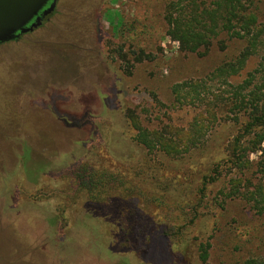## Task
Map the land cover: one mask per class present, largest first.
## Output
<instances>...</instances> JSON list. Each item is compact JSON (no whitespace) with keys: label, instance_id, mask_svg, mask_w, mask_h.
<instances>
[{"label":"rangeland","instance_id":"obj_1","mask_svg":"<svg viewBox=\"0 0 264 264\" xmlns=\"http://www.w3.org/2000/svg\"><path fill=\"white\" fill-rule=\"evenodd\" d=\"M169 2L62 0L63 19L32 35L53 47H0V264L264 260V218L225 196L232 176L241 193L264 186V151L245 173L228 169L248 122L232 93L259 59L229 76L247 43L225 32L208 50L182 51L167 34ZM182 83L206 85L203 101H179ZM130 116L185 139L195 125L198 146L181 158L149 151Z\"/></svg>","mask_w":264,"mask_h":264},{"label":"trees","instance_id":"obj_2","mask_svg":"<svg viewBox=\"0 0 264 264\" xmlns=\"http://www.w3.org/2000/svg\"><path fill=\"white\" fill-rule=\"evenodd\" d=\"M260 2L262 1L170 0L165 12V22L168 26L167 34L172 41L179 44L182 51L208 50L213 40L222 32L227 33L231 39L245 41L247 43L246 48L236 63L230 66L229 76L239 74L250 58L259 59L257 69L249 75V79L243 85L237 88L235 93H232V112L237 114L246 111L248 113V122L245 129L238 135L232 145V158L228 163V169L232 172L237 170L240 173H245L252 165V155L264 151V131L258 132V129L264 128V18L261 19L257 12ZM61 3L62 0H57L55 10L46 16L42 24L32 32L1 46L16 45L26 38V44L30 41L34 47H40L44 44H48V49L53 47L54 42L49 43L46 42L47 40L43 42L39 37L34 38L32 35L44 29L55 18L58 17L59 21L63 19L61 12L64 11L60 7ZM218 72L220 73L222 70ZM206 89V85L202 87L198 84L182 83L174 86L173 93L179 101L182 100V96H185V98L192 97L195 101H203L204 96L200 91ZM246 91L249 93H245ZM136 119L134 116H130L129 120L132 127L140 132L137 141L149 151L159 149L169 157L181 158L198 146L200 135H197L199 130H196L195 125L192 129L193 132L188 134V138L185 139L180 135L175 136L172 132H156L153 134L147 132L140 127L139 121ZM222 169L221 165L217 166L213 171L214 176L219 177L222 174ZM242 186L243 178L232 176L225 194L226 198L244 197L251 209L259 217L264 218V186L253 192L241 193ZM95 246L99 250L96 249V251L102 257L107 255L100 241L96 240ZM200 253L201 261L207 263L209 258L208 249L201 247ZM247 264H264V260H251Z\"/></svg>","mask_w":264,"mask_h":264},{"label":"water","instance_id":"obj_3","mask_svg":"<svg viewBox=\"0 0 264 264\" xmlns=\"http://www.w3.org/2000/svg\"><path fill=\"white\" fill-rule=\"evenodd\" d=\"M57 0H0V46L19 39L42 24Z\"/></svg>","mask_w":264,"mask_h":264}]
</instances>
